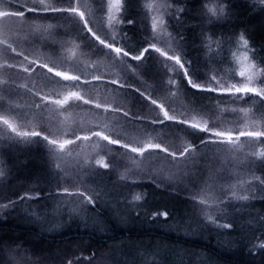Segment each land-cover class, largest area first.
<instances>
[{"label":"trees","instance_id":"1","mask_svg":"<svg viewBox=\"0 0 264 264\" xmlns=\"http://www.w3.org/2000/svg\"><path fill=\"white\" fill-rule=\"evenodd\" d=\"M19 2L23 3L24 0ZM75 2L76 0H56L59 7H69ZM173 2L176 6L183 7L185 12L181 21L169 18V27H165L163 23L167 19L164 9L165 0H124L122 18L125 21L132 20L133 23L123 27L115 14L112 20H109L107 0H79L81 10L91 21L90 26L93 30L102 37L107 36L120 42L133 55L147 47L154 20L156 42L165 50L174 48L176 40H179L177 34H183L185 40L189 41L185 44L184 55L191 61L190 73L194 79L202 81L209 66L210 54L194 47L191 41L203 26L199 11L205 0H173ZM16 3L17 0H0V10H8ZM225 3L228 5L230 18L209 25V29L218 33L247 30L250 33V40L258 50L259 62L264 63V13L256 10L257 17L250 15L247 6L254 5L253 0H225ZM240 11L241 16L237 15ZM28 16L63 25L64 27L59 29L60 32H64L66 28L68 33L77 35L78 39L69 36L60 42L62 47L56 63L65 71L84 73L91 79V74L98 70L101 74L120 78L117 69L111 67L103 57L97 56L105 55L107 50L96 45L92 37L83 31L77 18L67 13L39 17L29 13ZM31 32L30 36L28 30L18 32L14 29L11 33L0 35V40L11 42L14 47L26 48L36 58L45 59L44 50L39 45H28L30 41L51 40L52 37L47 30L37 28L36 25H32ZM124 33H127V36ZM4 48L5 45L0 44V117L10 118L8 120L13 125H17L21 122L16 120V114H26L27 120L23 123L25 127H29L33 126V121L43 114L52 128L61 129L60 135L57 136L60 140L72 138L70 133L74 128L92 127L99 119L109 124L118 119L115 114H110L105 121L104 115H98L95 110L89 111L88 106L78 111V102L75 101L70 102V107L66 105L63 108L47 104L41 113L33 107L40 95L48 99H56L62 98L69 90L76 89H70L63 81L57 83L60 78L51 77V74L38 75L43 72L41 69L24 73L16 61H11L17 65L16 67L8 68L9 54ZM232 52H235V49ZM223 55L225 59L220 65L222 68L220 75L231 83L233 81L229 76L233 71L231 68H238L235 62L237 59L230 52H225ZM127 63L140 70V78L130 73L126 75L130 87L123 90L122 95L129 105L123 104V107L130 106L136 114L147 117L144 121L138 122L139 125L135 126L136 131L133 130L134 126H128L130 138L134 142L139 140L140 143L162 140L165 144L180 148L189 145L190 141L198 144L199 137L204 135L202 133H196L171 122L163 125L150 124L149 120L155 117L159 110L134 89L144 91L146 88L153 99H157L166 107L174 108L177 113L185 111L192 122L194 119L200 122L203 119L208 120L211 114L190 108L188 101L199 106L207 102L208 95L188 88L183 80L180 81V91L176 88L169 91L171 87L169 78L172 73L169 72L167 77V70L161 58L155 53L146 54L143 61H127ZM24 66H28L26 62ZM112 71L115 72L114 75L110 74ZM234 76L236 80L240 79L238 73ZM4 81L8 83L5 84ZM144 81L147 84H144ZM100 90L97 99L105 95L110 99L111 92L105 94L103 85ZM231 107L232 105L229 104V110ZM219 112H224V106H220ZM78 113L80 118H76ZM68 116L76 118L74 124L62 125L63 119L58 118L67 117L72 121ZM240 119L243 120L242 127L254 126L250 117L242 115ZM140 126L150 129L153 134L142 136L143 130ZM255 126H259L258 121L255 122ZM64 133H69V136L65 137ZM164 133L170 136L166 137ZM10 136H12L10 130L0 123V139ZM101 143L106 144L91 140L75 141L72 145H68L66 152H61L62 155H58L59 159L56 161L59 167L65 170L63 175L73 180L72 176L76 174L72 168L64 166L72 163V149L87 148L86 151L91 150L95 155ZM45 150L47 146L39 139L29 144L12 142L7 147L0 148V155L3 158L1 166L4 164L7 167L0 173V176L5 177L0 183V216L4 217L0 219V264H69V261L72 264H264V249L255 247L259 243L257 238L264 239L262 236L264 201L255 199L247 203L234 202L228 208L230 213L228 219L234 226L229 229H217L194 214L193 201L188 198L182 184L157 187L156 183L146 179L133 183L137 178L138 170L148 166L142 165L145 161L144 157H135L133 160L132 154H128L126 166L123 169L119 168L118 173H113L111 170L105 172L101 168L98 170L101 172V177L95 175L85 180L81 178L100 192L95 207L92 205L83 207L75 198L59 196L63 191L62 187H57L60 176L48 162L49 156ZM46 162L49 167L44 166ZM163 163L161 174L175 173L174 167L167 165L166 162ZM150 164H154L150 165L154 170H160L162 166L156 163ZM233 167H236L234 163L225 158L216 157L209 161L201 157L192 169V172L196 170L195 176L191 174L185 176L183 181L195 190L194 186L205 181L204 177L207 173L208 177L223 176L225 180L230 179L229 173ZM125 168L127 171L124 170ZM76 171L79 175V170ZM123 174L125 181L120 182L118 178ZM256 175L259 176L261 173L257 171ZM119 184L129 188L120 187ZM173 187L180 188L181 194L172 191ZM29 193L34 194L35 198L28 201L19 200L21 195ZM135 195H140L141 199L129 204L128 201ZM105 197L109 198L108 204L103 202ZM9 200L18 203L5 211L4 206L9 204ZM49 200L52 202L51 205ZM237 208L240 210L236 211ZM158 212H167V219L160 216L153 218ZM219 222H225L224 218Z\"/></svg>","mask_w":264,"mask_h":264},{"label":"snow or ice","instance_id":"2","mask_svg":"<svg viewBox=\"0 0 264 264\" xmlns=\"http://www.w3.org/2000/svg\"><path fill=\"white\" fill-rule=\"evenodd\" d=\"M255 10L264 13V0H253ZM124 0H107V13L111 21L113 14L124 27L126 24H132V20L125 21L122 18V10ZM165 16L167 19L163 22L165 27H169V18L176 21H181L182 14L185 9L176 6L173 0H165L164 3ZM33 14L34 17H39L47 14L67 13L69 16L77 18L82 25L83 31L87 32L92 37L96 45L107 50L105 55H97L103 57L111 67L118 70L120 78L101 74L98 70L91 74V79L84 73H69L62 66H58L56 61L60 56L61 40L63 38L77 35L68 33L65 28L64 32L59 29L63 25L48 22L41 19L30 18L28 14ZM199 16L202 18L203 26L194 35L191 43L194 47L205 50L210 54L208 64L205 71V79L198 81L193 78L189 70L191 61L185 58V44L189 41L185 40L183 34L179 35V40H176L175 47L165 50L156 42V23L155 20L151 26V38L148 40L147 47L141 50L138 54L133 55L125 49L120 43L114 39H109L107 36L102 37L97 31H94L90 26L91 21L81 10L79 0L69 7H59L56 0L46 2V0H24L17 3L14 7L8 10H0V35L16 31L28 30L31 36L32 25L37 28H44L48 31L51 40L40 41L38 39L30 41L28 46L39 45L44 50L45 59H38L33 53L27 51L26 48L19 46L14 47L13 43L0 40V44H4V51L9 54L8 68H14L17 65L11 61H16L20 65V70L24 73L35 72L36 69L43 70L38 75L51 74V77L60 78V81L65 82L70 89L62 98L48 99L44 95H40L39 99L34 102L33 107L44 111L47 104H54L63 108L71 106L70 102L75 101L88 106L89 111L95 110L98 115H104L107 121V115L115 114L118 119L110 124L105 122L103 126L97 123L92 127L74 128L70 133L72 138L60 140L57 138L61 133V129L53 130L49 122H46V117L41 114L33 121V126L25 127L24 123L27 120V115L23 113L16 114L17 125H13L8 119L0 117V123H3L10 130L12 136L0 139V148L7 147L9 143L29 144L43 141L45 145L58 148L63 152L68 145H72L75 141H91L97 140L101 142L99 151L86 161L85 172L89 176H95L99 173V169H104L105 172L111 167L113 173H118L119 168L126 166V160L129 159L128 154H132L131 159L135 157H144L146 161H151L153 157L166 162L167 165L176 169L172 174H161L163 170H154L150 164L148 167L138 170L137 178L133 183H138L141 180H150L157 184V187L167 186L168 184H182L183 190L189 199L193 201L192 208L194 214L206 224H211L217 229H229L234 225L228 219L230 213L229 206L234 202H249L250 200L264 201V63L259 62L258 50L250 40V33L247 30L215 32L209 29V25L217 22L226 21L230 18V11L225 0H205L202 8L199 11ZM7 18V19H6ZM148 20V14L146 12ZM111 27V25H110ZM127 36V33H124ZM215 48V52H213ZM235 49V52L232 50ZM230 52L240 64L238 73L240 79L236 80L234 75H230L229 79L233 82L229 83L220 73V67L223 62L224 53ZM92 55L93 53L90 52ZM155 53L161 58L164 67L172 76L169 78V84L172 88L180 91V81L186 82L187 87L197 93H205L208 95L207 102L197 106L194 102L188 101L189 107L199 109L202 113H210L207 122L194 123L186 115L185 111L177 113L174 108L166 107L165 104L153 99L147 93V89L139 91L149 104L153 105L159 113L149 120L152 125H163L166 122H171L176 125H181L184 128L191 129L196 133H202L199 137V143L190 141L189 145L184 147H174L172 144H165L162 140H152L147 143H140L139 140L133 141L128 135L129 125L134 126L136 131L138 122L147 119L144 115L136 114L130 106L123 107V104H128L124 99L122 92L130 87L127 83L126 75L132 74L140 78V70L131 67L127 61L140 62L145 59L146 54ZM94 56V55H93ZM25 62L27 67L24 66ZM50 80V78H49ZM5 84L8 81H4ZM147 84L146 81L143 82ZM103 85L105 94L111 92L110 99L105 95L97 99V94L100 92V87ZM47 86V85H45ZM90 86V87H88ZM119 93V94H118ZM6 94V93H5ZM43 102V104L41 103ZM232 107L228 108V105ZM129 105V104H128ZM220 106H224V112H219ZM250 117L254 122V126L250 128L242 127L243 120L241 116ZM259 122V126H255V122ZM142 136H150L153 132L150 129H145L142 126ZM65 137L69 133H64ZM164 135L170 136L166 133ZM14 137V138H13ZM175 137V136H171ZM147 153V156L145 154ZM162 154V155H161ZM49 162L54 171L59 174L60 182L57 187H62L63 191L59 193L61 198L72 197L79 200L81 206L86 207L92 205L95 207L97 197L100 192L86 181L78 178L73 181L72 178L63 175L64 169H61L56 161L59 156L49 149ZM116 157V160L112 158ZM212 160L216 157L225 158L237 162L236 167L229 173L230 179L225 180L223 176L209 177L208 180L202 181L201 184L195 185V190L187 183H184L183 178L188 175H195L192 172L193 167L199 162V158ZM3 163L2 155H0V164ZM10 171V169H9ZM259 171L261 175L257 176ZM250 177V178H249ZM121 180L125 179L123 176ZM163 182V183H161ZM172 191L181 194V189L173 187ZM35 198L34 194L21 195L20 201H28ZM140 195H135L129 204L134 201H139ZM17 201L9 200V204L4 206L6 211L9 207H15ZM243 206V205H241ZM237 208L236 211H239ZM137 215L139 213L137 212ZM160 216L167 219V212L155 213L153 218ZM0 216V219H3ZM71 219V215L69 217ZM224 218L225 222H219ZM264 218V217H262ZM264 228V226H262ZM264 236V231H262ZM259 239V243L255 245L259 249H264V239ZM69 264H72L69 261Z\"/></svg>","mask_w":264,"mask_h":264},{"label":"rangeland","instance_id":"3","mask_svg":"<svg viewBox=\"0 0 264 264\" xmlns=\"http://www.w3.org/2000/svg\"><path fill=\"white\" fill-rule=\"evenodd\" d=\"M247 10L250 12V15L253 17V16H255V17H257V11L255 10V8H254V5H252V6H247ZM237 15H239V16H241L242 15V13H241V11H240V14L238 13ZM228 58V57H227ZM234 61V60H233ZM236 62V64H237V66H238V68H231V69H233V71H231L230 72V74L231 75H236V73H239V71H240V64L238 63V60H236L235 61ZM235 72V73H234ZM114 73L115 72H110V74H112V75H114ZM101 91V90H100ZM82 108L83 109H85V105H83L82 103H80L79 104V106H77V110L78 111H82ZM69 118H72V121H70L69 119H67V117H62V118H58V119H60V120H62V125H66V126H71V125H73L74 124V122H75V119L76 118H80L79 117V113L77 114V116H76V118H74V117H71V116H68ZM8 119H10V118H8ZM206 120V121H205ZM203 119V121L202 122H200V121H197L196 119H194L193 121L195 122V123H204V122H207L208 120L207 119ZM98 123L99 124H101V126H103L104 125V120L103 119H99L98 120ZM54 129V128H53ZM55 130V129H54ZM49 149H51L53 152H55L57 155H59V156H61L62 155V153L60 152V150L58 149V148H53V147H50V146H48L47 147V150H45V152L47 151L48 153H49ZM82 149V150H81ZM85 149H87V148H80V149H72L71 151H72V154H73V159L71 160V162L72 163H70L69 165H64L65 167H68V168H72L73 169V171H75L74 173H76L75 175H73L72 177H73V180L75 179H79V180H82L81 178H83L84 180L87 178V177H89V175H87V173L85 172V168H86V161L88 160V159H90L93 155H94V153L90 150V151H86ZM7 150H10V149H7ZM66 150V148L64 149V151L63 152H66L65 151ZM10 151H13L14 152V150H10ZM71 153V152H70ZM145 156H147V154L145 155ZM144 160H145V158H144ZM46 161H47V159H46ZM48 162H49V160H48ZM232 163H234V166H236V164H237V162H235V161H231ZM50 163V162H49ZM150 163H156V165L157 164H161L162 166H160V170L163 168V162L162 161H160V160H158L157 158H155V157H153L152 159H151V161L149 162V161H143V164L142 165H144V166H149V164ZM150 165H154V164H150ZM44 166L45 167H49V165H47V162L44 164ZM4 168H7V167H5V165L3 164L2 166H1V164H0V173H2L3 172V170H4ZM53 168V167H52ZM122 169L124 168V167H121ZM235 167H233V169H234ZM79 170L78 172H79V175H78V173H77V171L76 170ZM102 170H104V169H102ZM111 170V172H112V169H111V167L107 170V171H110ZM125 171H127L126 170V168L124 169ZM129 170V169H128ZM101 172H99L98 174H97V176L98 175H100V177L102 176L101 174H100ZM193 173H196V170L193 172ZM172 174V173H171ZM124 178H125V175L123 174L122 175ZM193 176H195V175H193ZM216 177V176H215ZM96 178V177H95ZM5 179V177H4V175L3 176H0V183H2L3 182V180ZM119 179V181L120 182H123L120 178H118ZM204 179L205 180H208L209 179V177H208V173L205 175V177H204ZM88 180V179H87ZM124 181H125V179H123ZM193 180V179H192ZM192 180H190V181H192ZM195 181V180H194ZM193 181V182H194ZM119 186L121 187L122 186V184H119ZM122 187H124V188H129V187H126V186H122ZM105 204L107 203L108 204V202H109V198L108 197H105V199H104V201H103ZM49 203H50V205L52 204V202H51V200H49ZM72 214V213H71Z\"/></svg>","mask_w":264,"mask_h":264}]
</instances>
